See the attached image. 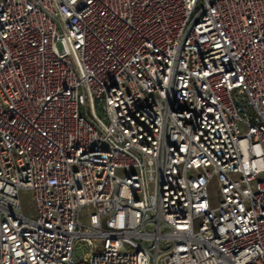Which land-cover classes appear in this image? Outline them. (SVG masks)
I'll return each mask as SVG.
<instances>
[{
  "label": "built area",
  "instance_id": "built-area-1",
  "mask_svg": "<svg viewBox=\"0 0 264 264\" xmlns=\"http://www.w3.org/2000/svg\"><path fill=\"white\" fill-rule=\"evenodd\" d=\"M0 264H264V0H0Z\"/></svg>",
  "mask_w": 264,
  "mask_h": 264
},
{
  "label": "rangeland",
  "instance_id": "rangeland-1",
  "mask_svg": "<svg viewBox=\"0 0 264 264\" xmlns=\"http://www.w3.org/2000/svg\"><path fill=\"white\" fill-rule=\"evenodd\" d=\"M211 194L213 196H215L214 191H211ZM20 204H21V210L26 216H28V217H34L35 216V209H34V205H33L31 192H29V191L20 192ZM85 217H86V215H84L83 219ZM77 255H78V253H77Z\"/></svg>",
  "mask_w": 264,
  "mask_h": 264
}]
</instances>
